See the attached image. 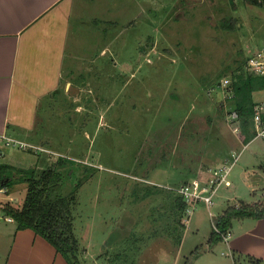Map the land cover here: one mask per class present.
Masks as SVG:
<instances>
[{
  "label": "rangeland",
  "instance_id": "374dc122",
  "mask_svg": "<svg viewBox=\"0 0 264 264\" xmlns=\"http://www.w3.org/2000/svg\"><path fill=\"white\" fill-rule=\"evenodd\" d=\"M85 5L95 11L84 12L88 24L71 22L59 90L40 105L36 137L19 138L30 148L3 149L4 160L44 157L37 175L64 161L63 194L82 181L72 211L83 264H192L201 248L225 247L208 243L220 209L264 201L252 180L264 178V139L244 144L230 99L235 77L249 74L246 59L264 53V0ZM224 163L232 167L212 218L200 203L177 223L176 189ZM25 191L15 184L1 201L17 206Z\"/></svg>",
  "mask_w": 264,
  "mask_h": 264
},
{
  "label": "crops",
  "instance_id": "0c3cea01",
  "mask_svg": "<svg viewBox=\"0 0 264 264\" xmlns=\"http://www.w3.org/2000/svg\"><path fill=\"white\" fill-rule=\"evenodd\" d=\"M87 6L84 8V0H0V134L14 139L36 137L31 132L40 117V105L59 90L69 39L71 43L75 36L71 22L74 18L80 26L88 24L84 12L95 11ZM6 156L9 155L2 152L0 164L19 169L36 171L48 162L40 156L36 160L23 156L15 167L11 161L5 162ZM207 174L206 171L197 176ZM227 208L220 209L218 217ZM235 219L227 230V241L214 238L208 241L212 245L223 241L225 247L201 248V252L194 253L192 264H234L235 255L264 262V218L242 216L234 224ZM0 264L68 263L32 229H17L13 220L1 217Z\"/></svg>",
  "mask_w": 264,
  "mask_h": 264
},
{
  "label": "trees",
  "instance_id": "16d2710c",
  "mask_svg": "<svg viewBox=\"0 0 264 264\" xmlns=\"http://www.w3.org/2000/svg\"><path fill=\"white\" fill-rule=\"evenodd\" d=\"M257 4L258 0H250ZM247 60V59H246ZM264 89V76H251L250 74H239L231 83L234 111L238 115L241 134L244 144L250 142L254 137L252 128V116L255 102L252 93ZM64 161L58 160L55 167L46 168L36 174L35 169H19L7 164H0V188L5 193L13 185L24 183L26 191L22 202L14 206L8 200L1 201V210L4 216H9L16 223L17 229L29 228L46 239L67 261L68 264H83L79 258V241L74 233L73 205L77 203L76 192L81 185L78 182L72 191L63 194L61 185L60 166ZM58 168V169H57ZM150 193H146L148 195ZM175 207L179 209L177 223L183 216L184 202L180 196L176 197ZM242 216L252 218H264V201L252 206L228 207L222 215L217 218L215 226L221 232L228 230L231 220ZM182 225V224H181ZM212 238L220 240L221 237L215 231ZM177 245L181 243V237H176ZM115 258L122 256V250L115 252ZM114 254V253H113ZM111 261V258L109 259ZM247 264H264L261 259L246 257ZM234 264L236 261L234 260Z\"/></svg>",
  "mask_w": 264,
  "mask_h": 264
},
{
  "label": "built area",
  "instance_id": "2783aa9c",
  "mask_svg": "<svg viewBox=\"0 0 264 264\" xmlns=\"http://www.w3.org/2000/svg\"><path fill=\"white\" fill-rule=\"evenodd\" d=\"M245 67L251 76H264V53L259 51L251 54L246 60ZM233 112L234 117H238L234 110ZM252 128L254 131L253 139H264V101L255 102L254 113L252 116ZM12 146L21 149L30 148V146L24 141L0 134V156L2 155L3 149ZM231 167V164L227 166L226 163L216 165L207 170V176H197L190 181L182 183V185L176 189V193L180 196L185 205L183 217L181 219L182 225L186 226L188 224L189 217L192 215L196 205L200 203L206 206L208 214L212 218L211 207L214 204V198L219 188L224 184ZM0 193H5V189L0 188ZM1 217L7 221H12L11 217L3 215L0 203V218ZM214 228L215 232L219 234L221 239L227 241L229 233L227 231H219L215 225Z\"/></svg>",
  "mask_w": 264,
  "mask_h": 264
},
{
  "label": "water",
  "instance_id": "95a60500",
  "mask_svg": "<svg viewBox=\"0 0 264 264\" xmlns=\"http://www.w3.org/2000/svg\"><path fill=\"white\" fill-rule=\"evenodd\" d=\"M252 180L254 184L259 185L260 189L264 188V178L263 177H261L258 174H254Z\"/></svg>",
  "mask_w": 264,
  "mask_h": 264
}]
</instances>
